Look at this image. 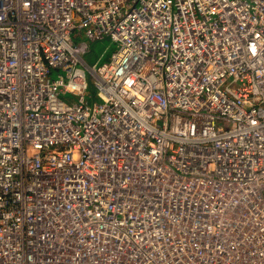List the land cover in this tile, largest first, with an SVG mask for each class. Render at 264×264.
Wrapping results in <instances>:
<instances>
[{"label": "built area", "instance_id": "1", "mask_svg": "<svg viewBox=\"0 0 264 264\" xmlns=\"http://www.w3.org/2000/svg\"><path fill=\"white\" fill-rule=\"evenodd\" d=\"M0 21V264H264V0H0ZM194 197L207 219L178 225Z\"/></svg>", "mask_w": 264, "mask_h": 264}, {"label": "bare ground", "instance_id": "2", "mask_svg": "<svg viewBox=\"0 0 264 264\" xmlns=\"http://www.w3.org/2000/svg\"><path fill=\"white\" fill-rule=\"evenodd\" d=\"M0 24H1V21H0ZM2 33L8 35V38H9V36H12V33L9 30L1 27V25H0V41L5 43V44L9 43L8 38L5 39V38L2 37ZM4 50L6 52H8V53L10 52V50L7 48V46H4ZM12 51L15 52V48L14 47H12ZM250 89L256 90V85L251 86ZM1 126H7V132H9L10 123H4V124L0 125V128H1ZM5 143H6L5 145H8L12 149V154H15L17 152V151H15V148H14V146L16 145L15 144L16 142L10 141L8 139V141H5ZM5 145H1V146H5ZM0 151H2V149H0ZM32 170H33V172H39V171H37L35 169H32ZM44 170H47V168H44ZM226 174H228V176L230 175L232 177V179L235 180V175H233L231 172L226 173ZM197 183L198 184L201 183L203 185H209L210 184L207 180H202V179L197 181ZM165 184H166V186H168L167 183H165ZM171 184H172V182H171ZM208 198H209V196H208ZM188 202L189 201H187L185 198H181L179 200V203L181 205H184V204H186ZM191 203H192V214H193V216H191L188 220H185L183 218V215H180L176 219H173V221L175 223H177L180 226H187V225L192 226V225H195V224H199V223L203 222L205 219H207V216L205 215V210H206V207L207 208L209 207L210 201L207 200L206 198L199 199L197 197H194L192 199ZM28 213L31 214V212H29V211H28ZM167 223L168 222H166V225H167ZM150 241H151L150 239H145V240L142 241V243H149ZM189 247L190 246H188L183 252H180V253H185L188 250ZM196 252H201V254H199L198 256H194L193 258L188 257V258L179 259L177 264H194V263L208 262V254L206 252H204L200 248H198L196 250ZM192 261H193V263H192Z\"/></svg>", "mask_w": 264, "mask_h": 264}, {"label": "rangeland", "instance_id": "3", "mask_svg": "<svg viewBox=\"0 0 264 264\" xmlns=\"http://www.w3.org/2000/svg\"><path fill=\"white\" fill-rule=\"evenodd\" d=\"M74 35L76 36V40L77 41H79L80 39H81V41H87L86 38H85L84 33H83L82 37H79L78 32H75ZM106 47H109V50H108L107 54L104 57H102V60L103 59L108 60L109 57H110V54L117 49V46H116V44L112 43L110 41V39H105V40H102V41H97V42L92 44L91 52L85 56L86 62L88 64H92L95 61V57L97 55L101 54ZM90 91L92 93H94V88L91 87ZM67 98L71 99L72 96L68 95Z\"/></svg>", "mask_w": 264, "mask_h": 264}]
</instances>
